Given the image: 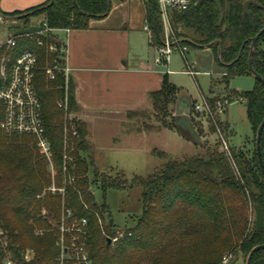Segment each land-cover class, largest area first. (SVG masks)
I'll list each match as a JSON object with an SVG mask.
<instances>
[{"label":"trees","instance_id":"1","mask_svg":"<svg viewBox=\"0 0 264 264\" xmlns=\"http://www.w3.org/2000/svg\"><path fill=\"white\" fill-rule=\"evenodd\" d=\"M50 1L25 13L13 12L11 16L17 20L11 28L17 36V46L0 50V64L3 59L12 62L25 51L37 55L33 86L41 103L54 172L53 178L49 162L33 136L7 134L0 128V264H57L63 219L66 226L87 220L86 245L93 264H223L225 258H241L246 264L252 249L264 245V225L257 232L255 211L258 206L264 219V175L256 150V133L264 120V85L255 80L251 91L216 94V98L229 104H246L252 149L250 144L245 148V144L240 148L229 146V153L220 151L218 129L230 140L228 123L214 119L210 129L217 135V142L213 147L203 141V128L194 117L190 120L199 141L192 144L200 148L199 153L174 159L154 150L153 154L163 161L160 168L145 177L127 179L122 170L96 163L89 129L77 117L80 109L75 83L71 78L66 82L60 71L66 65L64 44L54 33L63 29L87 30L91 20L108 15V0H53L49 6ZM198 1L193 0L186 11L173 13L175 38L187 46L211 49L221 66L225 85L230 79L251 76L250 40L264 28V0H254L260 7L250 6L249 15L243 11L249 0H216L224 14L220 26L215 3L207 0L197 4ZM147 2V18L158 44L161 26L157 1ZM37 16H44L40 27L45 25L49 31L17 34L37 26L30 21ZM263 40L264 34L258 41L252 66L264 79ZM217 41L222 45L220 58ZM52 44L57 47L55 52L49 50ZM48 69L55 70L54 79L48 77ZM2 83L0 78V86ZM181 97V90L167 76L161 90L151 95L154 115L162 126L180 134L173 112ZM209 103L213 107V102ZM4 113L0 103V124ZM162 128L144 129L150 132ZM260 147L264 163V131ZM53 185L64 192H51ZM133 188L141 189V214L134 219V226L115 230L109 207L97 203L94 189L106 194L111 189ZM72 235L65 233L67 248ZM64 264L76 263L66 258ZM251 264H264V249L253 255Z\"/></svg>","mask_w":264,"mask_h":264},{"label":"rangeland","instance_id":"2","mask_svg":"<svg viewBox=\"0 0 264 264\" xmlns=\"http://www.w3.org/2000/svg\"><path fill=\"white\" fill-rule=\"evenodd\" d=\"M3 7L4 0H0V44L12 35L11 25L15 24L17 20L16 16H11L12 13H1ZM19 12L25 13V11ZM30 21L31 25H41L44 16L34 17ZM144 33L147 34L145 31ZM59 35L62 41L66 43V33L62 32ZM134 37L138 48L136 50L144 52L147 60L153 66L154 73H169V82L181 90L182 97L180 99L183 100L186 106L192 108L193 105L195 107V105L202 102L203 98L208 102L209 100L212 101L215 118L220 123L227 122L232 130L231 139H227L229 146L240 148L246 144V148L250 144L249 148L252 149V142H249L252 141V130L247 120L246 104L242 101H235L227 105L225 110L222 109L223 112L221 113L218 111L217 105L222 102V99L216 98L215 93L220 91L224 92L225 95L226 91L230 90L238 92L251 91L255 86V79L252 76L236 77L230 79L228 85H225L222 82V69L214 52L208 48L184 45L179 39H177L178 50L170 57L169 65H158L154 61L157 55L156 49H149L146 46L147 38L144 39L141 34H134ZM182 48H187V51L182 53L179 51ZM261 49L264 51V40L261 43ZM0 103L4 105L2 101ZM176 107L173 112L175 117ZM198 114H200V118L197 117ZM193 118L203 128V141H208L214 147L217 142V135L212 133L210 129L214 126L213 120L202 116L201 113L194 114V110L191 115V119ZM167 121L169 122L170 119H167ZM103 125H105L103 122H98L94 127H90L93 137L91 141L96 148L95 161L101 167L104 165L114 166L116 170H122L127 179H131L135 175L145 177L160 168L163 161L153 154L154 150L164 152L169 158L174 159L197 154L200 150L180 133H170L168 131L160 134L156 133L168 129L162 126L161 120L154 115V112L148 113L147 117L129 118L122 125H119V122L110 124V127H103ZM146 126L155 127L156 129L158 127L163 128L161 131L156 129L150 131V133H154L147 136L145 134H148V132L144 129ZM219 150H222L221 146ZM94 194L99 205L105 203L109 207L115 230L123 231L125 228L134 226V219L142 211L140 188L124 191L111 189L106 194H103L100 189H94ZM229 263L230 261L226 264ZM235 264H244V260L240 258Z\"/></svg>","mask_w":264,"mask_h":264},{"label":"crops","instance_id":"3","mask_svg":"<svg viewBox=\"0 0 264 264\" xmlns=\"http://www.w3.org/2000/svg\"><path fill=\"white\" fill-rule=\"evenodd\" d=\"M48 2L4 0L1 13L26 11ZM147 15V0H111V10L105 18L91 20L87 30L64 32L67 36L66 43L62 41L65 61L71 69L70 78L75 83V98L80 109L77 117L87 125L91 138L90 127L98 122L110 127L112 123L122 125L129 118L153 113L151 95L161 90L169 73H154L144 52L136 50L134 34L146 37V46L156 49L157 44L150 45L149 36L143 30L149 22ZM62 32L54 31L59 38ZM167 131L178 133L170 130L156 133Z\"/></svg>","mask_w":264,"mask_h":264},{"label":"built area","instance_id":"4","mask_svg":"<svg viewBox=\"0 0 264 264\" xmlns=\"http://www.w3.org/2000/svg\"><path fill=\"white\" fill-rule=\"evenodd\" d=\"M158 8V21L161 26V33L159 35L160 43L156 45L155 64L169 65L170 57L178 50V41L172 28V16L174 12H183L188 10L193 0H156ZM40 27V25H37ZM45 28V25L43 26ZM143 30L149 36V42H154V32L150 23H145ZM45 31H49L45 28ZM68 33L69 29L61 30ZM41 32V33H43ZM40 44V43H39ZM17 46V36L13 34L8 37L6 41L0 44V50L3 47L14 48ZM49 50L55 52L56 45L49 46ZM182 53L187 51V48H182ZM10 59H3L0 64V78L3 80L0 86V101L3 102L5 113L4 119L0 124V128L7 134H27L35 138L38 149L42 152L45 159L49 162L50 171L54 178L53 172V154L50 142L48 141L41 116V103L35 92L33 86L34 71L36 69L38 58L34 52L25 51L20 56L16 57L12 62ZM68 82L70 78L71 69L65 65L60 70ZM192 73V72H190ZM47 75L50 79L55 78V70L48 69ZM231 104V103H230ZM228 101L219 102L217 105L218 111L221 113L230 105ZM223 109V110H222ZM194 111L213 120L215 118L213 107L204 98L201 103L195 105ZM71 119V116L69 117ZM76 134V133H74ZM219 139L221 140L222 151L229 153V144L218 129ZM66 158V157H65ZM51 192H61L63 189H57L53 185L49 189ZM70 216V215H69ZM87 220L74 222L72 226H66L65 219L61 224V237L58 245L61 248L60 256L57 264H64L66 258H71L76 264H93L86 245V230ZM72 233L70 247L65 246V233ZM117 239H114L116 241ZM230 258L224 259V264L228 263ZM4 264H14L11 261H6Z\"/></svg>","mask_w":264,"mask_h":264},{"label":"water","instance_id":"5","mask_svg":"<svg viewBox=\"0 0 264 264\" xmlns=\"http://www.w3.org/2000/svg\"><path fill=\"white\" fill-rule=\"evenodd\" d=\"M204 1H207V0H199L197 4H201ZM208 1L215 3V5L217 6L219 10V21L217 25L220 26L223 22V17H224L222 7L216 0H208ZM52 4H53V0L50 1L49 6H51ZM250 6L260 7V5L254 0L247 1L243 6V11L247 15L250 14L249 12ZM110 10H111V0H108V13L110 12ZM44 30H45L44 27L31 26L30 28L19 31L17 34L21 36L32 35V34L41 33ZM263 34H264V28L254 38L250 40L251 45H250V53H249V58H248V68H249L251 76L255 80H257L258 82L264 85V79L253 69V66H252V62H253L255 51L257 49L258 41ZM217 44L219 45L218 57L220 58L222 45L220 41H217ZM242 51H243V48L241 49V52L239 53L237 60L240 58ZM215 93L224 95V92H220V91H217ZM190 118H191V106H188V105L186 106L183 103V100L180 99L176 107V123L178 125V128L181 131V134L185 139H187L190 142H198L199 137L191 124ZM263 131H264V120L259 126L257 133H256V150H257L259 164H260L262 173L264 175V163H263L262 152H261V147H260ZM255 211H256V230L257 232H261L263 230V225H264L263 214H262L261 209L258 206L255 207ZM110 223L111 224L113 223L112 219L110 220ZM108 243L111 244V239H108ZM261 249H264V245L256 246L254 249H252V251L250 252L246 260V264H251L253 255ZM237 260L238 258H234L230 261L229 264H235Z\"/></svg>","mask_w":264,"mask_h":264}]
</instances>
